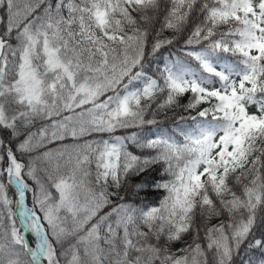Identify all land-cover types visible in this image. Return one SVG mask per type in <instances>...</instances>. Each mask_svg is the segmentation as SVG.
Listing matches in <instances>:
<instances>
[{
  "label": "snow or ice",
  "instance_id": "1",
  "mask_svg": "<svg viewBox=\"0 0 264 264\" xmlns=\"http://www.w3.org/2000/svg\"><path fill=\"white\" fill-rule=\"evenodd\" d=\"M0 264H264V0H0Z\"/></svg>",
  "mask_w": 264,
  "mask_h": 264
},
{
  "label": "trees",
  "instance_id": "2",
  "mask_svg": "<svg viewBox=\"0 0 264 264\" xmlns=\"http://www.w3.org/2000/svg\"><path fill=\"white\" fill-rule=\"evenodd\" d=\"M186 102V98L185 100L182 101V103ZM173 114L170 112L168 113V116L171 117ZM159 119L163 120L164 117L163 115H161V117H159ZM157 178H159V174L155 173L154 174ZM144 179V177H138L137 180H142ZM123 194V193H122ZM159 195H162L161 193H156L153 192L152 190H148L146 192H141V193H135V192H130L127 194L126 199L129 202H135L137 204H141V202H156V197H158ZM182 247V244H176L173 246V251H175L176 248Z\"/></svg>",
  "mask_w": 264,
  "mask_h": 264
}]
</instances>
